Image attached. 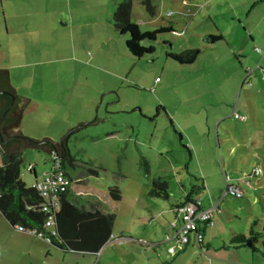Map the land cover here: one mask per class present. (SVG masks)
<instances>
[{
	"label": "rangeland",
	"instance_id": "374dc122",
	"mask_svg": "<svg viewBox=\"0 0 264 264\" xmlns=\"http://www.w3.org/2000/svg\"><path fill=\"white\" fill-rule=\"evenodd\" d=\"M17 1L16 13L29 17L27 48L31 58L40 61L26 71H39L35 75L44 83L37 80L33 91L47 90L55 105L53 109L40 92L39 109L21 115L22 133L40 140L61 141L67 136L74 158V165L66 162L73 179L71 198L84 205L99 201L105 213L116 215L110 240L120 235L136 238L135 242L113 240L102 257L103 264H264L261 252L250 246L226 247L236 233L250 237L255 220L259 221L256 229H264V92L256 89L259 86L264 91V47L257 43L244 57L235 53L237 46H227V41L237 43L244 31L251 0H188V4L151 0L154 16L143 0H131V19L142 31L170 24L175 30L159 34L155 41H142V45L155 47L143 57L129 52V35L116 29L113 15L123 0H98V16L80 18L72 28L58 30L55 39L47 26L60 10L67 13L77 2L29 0L30 7L23 10L28 0ZM4 9L0 0V37L7 32ZM262 12L264 2L252 13V20ZM10 14L6 9L9 27H13ZM211 34H223L224 38L210 43L207 36ZM256 45L261 50L255 49ZM23 46L18 44L19 49ZM74 47L85 50L81 58L72 53ZM195 48L201 53L191 64L167 55ZM217 53L231 62L222 60L223 66L217 65L213 62ZM5 65L6 60L0 57V69ZM227 75L229 82L221 86ZM223 93L234 99L227 111L232 113L239 104L236 110L245 120L230 116L218 135L216 127H207L206 115L222 107L218 102ZM79 120L89 124L77 129L81 123L73 125L71 121ZM191 123L193 126L187 127ZM22 157L21 177L28 186L35 182L29 164L35 165L40 179L52 167L49 152L24 148ZM90 168L97 174L90 173ZM254 169L259 171L257 176L251 175ZM227 175L230 183L242 189L243 197L226 193ZM242 179L250 183L245 185ZM155 180L166 182L169 198L149 194ZM111 187L120 189V200L111 198ZM192 190L204 207H217L212 223L205 228L204 249L194 237L184 249L167 238L173 237L171 225L179 215L175 206ZM106 228L105 220L82 223L74 233V242L91 249L103 239ZM263 240L254 243L262 251ZM33 257L36 264L96 263V256L92 260L90 253L64 252L43 238L15 230L0 213V264H35Z\"/></svg>",
	"mask_w": 264,
	"mask_h": 264
},
{
	"label": "trees",
	"instance_id": "16d2710c",
	"mask_svg": "<svg viewBox=\"0 0 264 264\" xmlns=\"http://www.w3.org/2000/svg\"><path fill=\"white\" fill-rule=\"evenodd\" d=\"M143 3L148 12L154 16L156 14V9L151 0H143ZM131 15L132 1L123 0L117 5L113 18L116 29L121 34L129 35L126 40V45L129 52L136 57H143L155 51L154 45L145 46L142 45V41L146 39L155 41L159 34L175 31L172 25L162 26L153 31H142L139 25L132 21ZM207 38L210 43H215L222 40L224 37L219 34L209 35ZM200 53L201 49L195 48L187 49L180 53L168 52L167 55L182 64H191L198 59ZM0 91L12 93L15 95L16 101L19 98L11 82L9 72L6 69H0ZM11 103V95L0 93V213L14 229H17L18 226H23L26 230L36 229L38 232L50 234V231L45 227L47 212L42 210V204L46 201L45 197L42 196L34 184L28 186L21 177V167L23 164L22 150L24 148H36L38 150L48 151L50 155L53 156L52 160H59L62 168L66 171V162L68 161L70 164H73L72 155L66 143L67 137L64 139V144H61L60 142L48 138L41 140L31 138L25 136L21 131L13 132L8 135L9 129L13 130V128L18 127L21 123V115L16 112V104H14L3 117L4 112ZM10 136L12 137L10 138ZM143 163L146 171L149 172L147 161L144 160ZM29 165H32V168L31 170L27 168L28 171L36 176L35 165ZM89 172L97 174V171L92 168L89 169ZM66 174L70 177L72 184L73 179L67 171ZM41 179L36 178L35 182ZM193 192L194 190L175 207L178 208L182 204L196 201L197 199L194 198ZM109 193L113 200L121 199V192L118 187H111ZM149 194L152 196L169 198L166 182L155 180ZM70 195L71 192L68 189L62 196V209L57 215L58 234L52 237L51 244L67 251L98 252L112 236V228L116 215L114 213H105L99 201L90 200L88 201V205L78 204L74 202V199L71 198ZM94 220H105L107 222L105 236L91 249L79 246L78 243L76 244V242H74V233L77 232L78 225ZM177 220L179 222L180 217L179 219L177 218ZM210 223L211 222L200 223L199 225L203 239L200 243H197L201 249L206 248L204 242L205 228ZM258 223V220L252 223L249 230L250 237L245 233H236L230 238V243L226 245V247L240 248L250 246L254 251H259L264 256V251L254 246V243L259 242L260 239L264 237V229L262 231L256 229ZM191 242L183 245L181 249H184L185 246L191 244ZM262 243L264 244V240ZM207 246L209 245L207 244Z\"/></svg>",
	"mask_w": 264,
	"mask_h": 264
},
{
	"label": "crops",
	"instance_id": "0c3cea01",
	"mask_svg": "<svg viewBox=\"0 0 264 264\" xmlns=\"http://www.w3.org/2000/svg\"><path fill=\"white\" fill-rule=\"evenodd\" d=\"M1 1H2L3 8L6 7V9L11 10L10 18H12V20H13L12 23H14V26L13 27H9V21H8L9 17H8V15H6V9H4L3 10L4 11V15H5L4 16V20H5V23L7 24L6 25V27H7L6 31L7 32L5 34H3L2 37H0V39H2V43H0V57L3 60H6V65L3 66L4 67L3 69H8L9 70V75H10V78H11V82H12L14 88L16 89L17 94L19 96H21V97H25L27 99H30L29 103L27 104V106L25 107V109L22 112V114H23L24 112H26L28 110H35V109L38 110L39 109L38 108V105H39L38 101L40 99L39 98V93L41 91H35V92L33 91V89L35 88L34 84L38 80L35 74L39 73V71L37 72L35 70L32 74H29V72H27L26 69L28 67H30V66L33 67V68H36L35 66H37V64L40 61L37 62L33 58H31V54H30V52H29V50L27 48V43L29 41L28 37L30 36V33H29V31L27 30L26 27H27V25L29 23V17H26L25 16L26 13H23V12H22L23 15L22 14L19 15V14L16 13V11H18V10H17V8L15 6H17V7L19 6L17 0H1ZM75 1L77 2L76 5L70 6L67 9L68 10L67 13L63 12V11H66V10H60L59 12H61V13H59V15L54 20H52L49 23L50 25L47 26L48 34L49 35L51 34L54 39L56 37V34H57L58 30L63 29L64 31H66L67 29L72 28L74 25H76V23H77L76 21L80 20V18H82L81 20H83V18H85L87 20H93L96 16H98L97 15V9H98L97 7L100 4V2L98 3V0H75ZM186 2L183 0V4H188L189 3L188 0H186ZM263 2H264V0H251V6L249 8V11H246V12H248L247 19L245 18V20H244V22L246 23L245 24L246 25L245 29L238 36V39L236 40L237 43H235V42L232 43L231 41H227L228 49L229 48H233L234 46H237V48L239 50H234L235 53H236V51H239L240 55L245 57V56H247V50L250 49L251 51H253V45L258 43V44H261L264 47V12H262V14L254 15L253 20L251 18L252 13L254 11H257L259 6H260V4L263 3ZM27 7H30L29 0L24 2V6H23L22 9L24 10ZM87 12H89L88 16L86 15ZM18 13H19V11H18ZM74 17H76V18H74ZM241 23H243V22H241ZM247 23H249V26H247L248 25ZM170 25H172V24H170ZM173 28H174V26H173ZM211 35H214V34H211ZM221 35L223 36V34H221ZM66 37L69 40H71L72 35H68ZM48 40H49V36H48ZM21 43L24 44V46H23L22 49H19L18 48V44H21ZM255 49H257L258 51L261 50L257 45L255 46ZM84 51L85 50H81L80 48L74 47L73 50H72V53L77 55L79 58H81V52H84ZM222 60H223L222 56L217 53V55L214 56V61L213 62L216 63L217 65H220L221 67L223 66L224 63H226V61H230L231 62L230 58H228V59L225 58L223 60L224 63H223ZM79 61H80V63H82V60H79ZM229 80H230V76L227 75V79L226 78L221 79L220 85L221 86L222 85L223 86L226 85V83L229 82ZM38 81L40 82V84H44L42 80H38ZM156 82L160 83L161 80L158 81L157 78H156ZM251 83L252 82L249 83L250 86L252 85ZM259 84H260V82H258L256 85H259ZM237 85H238V83H237ZM22 88L28 90V92L27 93L21 92L20 89H22ZM233 88L235 89V85H232V89ZM256 89H257V91L261 90L262 92H264L263 88H259V86H257ZM242 91L243 90L241 89L240 96L242 94ZM40 95H44V99H48V102H46V103H51L52 108L55 109V105L53 103V99L52 98L50 99V95L51 94H49V92L47 90H43V92H41ZM247 95H248V93H247ZM221 96L223 98L221 99L220 102H218V105L219 106L221 105L222 107H219V109L216 108L217 110H214L213 112L209 111V112H207V115H206V125H207V127H210V128L211 127H216L218 135H219V129H220L221 125L224 124V126H225V124L227 123L228 118L230 116H234V118L239 119V120H245L244 116H243L244 117L243 119H240V118L236 117V114H239L238 111L236 110V108L239 107L238 106L239 104H237V107L234 109V111L232 113L230 111H227V109L231 107L230 104L234 102L233 101L234 100L233 97H232V99H230V98L226 97L225 93L221 94ZM231 101H233V102H231ZM227 106H229V107H227ZM56 113L60 114L58 111ZM230 113H231V115H230ZM36 114H38V111H37ZM83 121L84 120H79L78 122L71 121V123H73V125H75L76 123H81L79 125H83V126H86V125L89 124V122L88 123H82ZM192 126H193L192 123L187 125V127H192ZM225 128H226V126L224 127V129ZM197 129H199V128H197ZM20 131L22 132L21 123H20ZM208 132H209L208 134L210 135L211 134V130L208 131ZM223 133L225 135H228L225 132H223ZM181 136L183 137L182 133H181ZM58 141L60 142V140H58ZM58 141H56V142H58ZM51 157L53 159V156H51ZM73 160H74V158L72 157V162H73ZM52 165H53V160H52ZM254 171H255V169L251 172V175L257 176V175H254ZM34 178H35V180H36V178L40 179V176L38 175L37 169H36V176L34 175ZM227 178L230 179V177L228 175L226 176V179ZM242 181H245V179H242ZM247 183H250V181H248V182L245 181L244 182L245 185ZM72 186H73V182H72V184H71V186L69 188L70 192H71V187ZM200 201H201V205L204 207V205L202 203V200H200ZM177 210H178V208H177ZM179 217H180V213L178 215V219H179ZM15 230H17V229H15ZM12 232L13 231L10 230V233H12ZM19 232H21V231H19ZM21 233H26V234L33 235L31 233H28V232H21ZM112 235H113V233H112ZM38 238H40V237H38ZM115 239H118L119 243L124 242V241H122V239H126V240H128L130 242L131 241L132 242L136 241L135 240L136 238H134L133 236L124 237V236L120 235V236H117V238H114V239H111V240L109 239L98 252L81 251V252H78V253H83V254H89L90 253V255L92 257V260L96 256V261H95L96 263H94V264H103L102 257L105 254V252L107 251V249L111 247V245H112L111 242H113V240H115ZM53 246L56 249L60 248V247H58L56 245H53ZM33 247L36 248V246H33ZM60 249H62V248H60ZM62 250L64 252L67 251V250H64V249H62ZM51 251H52L51 248L50 249L47 248V253L48 254L51 253ZM75 252H77V251H75ZM33 255H37V254L34 253ZM83 258H85V257L83 256ZM32 259L35 261V264H36V258L33 257ZM77 264H79V263L77 262Z\"/></svg>",
	"mask_w": 264,
	"mask_h": 264
},
{
	"label": "built area",
	"instance_id": "2783aa9c",
	"mask_svg": "<svg viewBox=\"0 0 264 264\" xmlns=\"http://www.w3.org/2000/svg\"><path fill=\"white\" fill-rule=\"evenodd\" d=\"M159 81V78H157ZM236 114V113H235ZM237 118L243 119L244 117L236 114ZM55 155V154H54ZM32 165H29L28 169L31 170ZM259 171L255 170L254 175H258ZM34 186L45 197L46 201L42 204V210L47 212L45 227L50 231V234H44L38 232L36 229L26 230L23 226H18V231L28 232L38 237H42L47 242H52V237L58 234L57 227V215L61 211L62 196L70 188L71 179L66 174V171L62 168L59 160L53 161L51 169L44 173L43 178L40 181H36ZM226 193L232 194L235 197H243L244 192L237 184L230 183V179H226ZM205 208L201 205L200 200L188 202L178 207L180 213V220L176 219L172 223L174 231L173 237L167 236L168 240H175L180 248L183 245L193 241V237L196 242L200 243L203 239V235L200 232V223L211 222L213 218L214 209ZM171 253L176 252L175 246L170 247Z\"/></svg>",
	"mask_w": 264,
	"mask_h": 264
},
{
	"label": "water",
	"instance_id": "95a60500",
	"mask_svg": "<svg viewBox=\"0 0 264 264\" xmlns=\"http://www.w3.org/2000/svg\"><path fill=\"white\" fill-rule=\"evenodd\" d=\"M6 70H8V69H6ZM8 72H9V70H8ZM16 90V89H15ZM17 92V91H16ZM0 93H7V94H9V95H11L12 96V103L9 105V107L7 108V110L4 112V114H3V117L6 115V113L8 112V110H10L11 108H12V106L14 105V104H16V112L17 113H20V115H22V112H23V110L25 109V107L27 106V104L29 103V101H30V99H27V98H25V97H21V96H19V98H18V100L16 101V97H15V95H13L12 93H10V92H8V91H0ZM81 127H83V125H79L78 127H77V129L78 128H81ZM75 129H73V131H74ZM18 131H20V125L18 126V127H16V128H13V130H11V129H9V133H8V135L9 134H12L13 132H18ZM72 131V132H73ZM72 132H70V133H72ZM68 135H70V134H68ZM67 136H65L63 139H61V144H64V139L66 138ZM44 138H48V139H51V138H49V137H44ZM44 138H42V139H44ZM52 140V139H51ZM54 141V140H53ZM67 141L68 140H66V143H67ZM44 152H48V151H45V150H43Z\"/></svg>",
	"mask_w": 264,
	"mask_h": 264
},
{
	"label": "flooded vegetation",
	"instance_id": "af4514ba",
	"mask_svg": "<svg viewBox=\"0 0 264 264\" xmlns=\"http://www.w3.org/2000/svg\"><path fill=\"white\" fill-rule=\"evenodd\" d=\"M12 136H10V138H11Z\"/></svg>",
	"mask_w": 264,
	"mask_h": 264
}]
</instances>
